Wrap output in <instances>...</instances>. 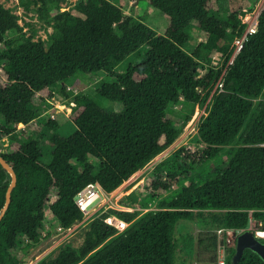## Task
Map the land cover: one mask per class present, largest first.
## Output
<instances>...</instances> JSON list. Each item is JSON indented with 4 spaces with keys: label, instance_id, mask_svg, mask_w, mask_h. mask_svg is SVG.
Instances as JSON below:
<instances>
[{
    "label": "trees",
    "instance_id": "16d2710c",
    "mask_svg": "<svg viewBox=\"0 0 264 264\" xmlns=\"http://www.w3.org/2000/svg\"><path fill=\"white\" fill-rule=\"evenodd\" d=\"M41 1L46 5L49 0ZM147 1L168 19L163 34L113 0H79L70 10L55 7L54 31L47 41L27 36L18 16L0 3V144L10 141L0 156L17 174L0 220V264H26L23 255L12 251L25 252L38 243L47 223L70 227L82 221L76 197L86 186L99 183L113 192L171 146L181 133V118L170 107L180 102L197 106L210 99L196 136L204 145L198 164L222 151L227 161L206 173L177 151L166 180L161 165L142 188L143 206L157 199L156 209L101 211L89 223L82 245H64L56 257L36 264H176L179 222L206 213L218 229H246L255 219L264 231V11L256 33L227 69L223 90L213 93L222 69L211 65L212 57L227 65L235 38L244 32L239 15L257 0H230L229 7L226 0ZM192 22L206 41L189 52L186 30ZM132 54L139 61L117 73ZM101 71L112 79L102 82L97 95L122 103L120 112L67 90L76 76ZM60 95L67 99L76 129L69 136H54L46 157L38 138L26 136V128L18 125L31 126L41 115V104ZM49 120L48 128H59L55 119ZM11 183L0 162V214ZM174 183L178 189L162 197ZM112 216L129 223L124 232L107 223ZM200 243L214 251L218 237ZM235 251L229 249L227 264ZM238 264L264 260L246 249Z\"/></svg>",
    "mask_w": 264,
    "mask_h": 264
},
{
    "label": "rangeland",
    "instance_id": "374dc122",
    "mask_svg": "<svg viewBox=\"0 0 264 264\" xmlns=\"http://www.w3.org/2000/svg\"><path fill=\"white\" fill-rule=\"evenodd\" d=\"M79 0H49L47 4H43L41 0H0V3L8 9H11L19 18V24L23 26L24 32L28 35H34L36 39H43L47 41L50 34L54 31V11L55 7L59 6L60 11L70 10ZM120 5L128 15H131L137 19L144 20L148 25L157 30L159 33H164L169 26L168 19L162 12L153 8L147 0H113ZM228 7L231 6L230 0H226L225 3ZM186 33L188 35V42L185 49L189 52H193L197 44L206 40L198 30L197 23L192 22L187 28ZM14 36V35H13ZM141 55L145 54V48L140 51ZM222 60V59H220ZM136 54L130 55L124 60L120 66L116 69L117 73H122L126 70L127 66L132 63H137ZM112 79L107 72L101 71L94 75L85 76L78 75L73 82L69 83L70 86L67 90L73 94L77 92L82 95L91 97L98 105L107 111L123 110L122 103L113 102L106 98L97 95V89L100 87L104 80ZM59 91V88H55ZM60 98H47V102L41 105L40 117L32 122L31 126L26 127L24 130L26 136H35L38 138L45 156L48 157L53 149L52 138L56 135L69 136L76 127L72 121L68 118L66 102L67 99ZM51 99L52 101H49ZM209 99L204 105H191L189 103L180 102L175 105H171L172 115L178 114L181 120H178L177 127L181 129V133L176 141L169 146L164 152L154 158L147 166L136 172L130 179L125 181L114 193L115 195H105L98 204L99 210L96 215L101 211H108L116 209L120 211H139L145 213L149 210L156 209L157 199L149 202L146 206H143L146 198L145 193L142 192V188L146 185V178L152 173L158 166L162 165V180H166L167 171L170 167H175L174 160H170L171 155L177 151H181V156L186 157L189 165L202 172H214L215 169L227 161L228 157L225 151H222L215 158L206 160L203 164L201 157H204L203 147L204 145L197 141L199 121L206 114V108L208 106ZM53 115L58 123V129L48 128L47 123L52 119ZM0 122L2 118L0 117ZM22 127L19 126V128ZM19 136L21 130L18 131ZM10 141L7 139L0 144V149L6 151ZM50 157L46 159L49 161ZM170 160V161H169ZM169 161L167 164H164ZM164 164V165H163ZM176 171L181 172V168L176 165ZM181 182L185 179L181 177ZM178 189V183H174L169 190H164L162 197L172 195L174 191ZM150 192V190L148 191ZM95 213V212H93ZM92 213V214H93ZM95 215V216H96ZM94 216V217H95ZM92 221V220H91ZM79 227L75 233L71 236L62 234L55 231V226L51 225L46 236L41 234L40 241L30 245L25 252L23 249L18 248L12 251V254L23 255V261L26 264H36L38 261L45 257H56L61 247L67 244H71L74 247L82 245L85 232L89 227V223ZM124 227V225L122 226ZM261 223L255 219H252L248 228L244 230H251L258 232L260 230ZM218 227L212 221L208 213L203 218H196L192 221H180L176 231V239L178 244L177 263L176 264H203L213 262L212 257H216V249L214 251L207 245L200 243L201 239H205L212 235H217ZM260 239L264 236H259ZM210 249V250H209Z\"/></svg>",
    "mask_w": 264,
    "mask_h": 264
},
{
    "label": "built area",
    "instance_id": "2783aa9c",
    "mask_svg": "<svg viewBox=\"0 0 264 264\" xmlns=\"http://www.w3.org/2000/svg\"><path fill=\"white\" fill-rule=\"evenodd\" d=\"M263 11H264V0H257L252 8L245 7L242 9V12L240 13L239 17L241 19V23L244 26V32L242 35L237 36L235 38L234 53L225 67L223 66V60L218 59L216 56L212 57L211 65L215 68L222 69V74L215 84L213 93H215L217 90L219 91L223 90L224 80H225L224 76L226 74L227 69L231 65H233L237 54L243 49L245 42L248 40V37L256 33L259 25V18ZM49 101L52 100L50 99ZM52 119H55L54 115ZM21 125L22 127L19 128V126ZM25 126L26 125L24 123H20L18 125V128L25 129L26 128ZM105 195L113 196L115 195V193L114 191L110 193L106 192L99 183L86 186L83 190L80 191V193L76 197V203L84 213L83 220L77 221L70 227H64L61 224H57L54 230L62 234H66L67 236L73 235V233H75L79 227L85 225L87 222L92 220L95 214L100 210V206L98 203L102 201ZM98 206H99V210H97ZM107 223L114 226L117 229L118 233L124 232L125 229L129 226V223L125 222L124 220L116 216H112L108 218ZM123 225L124 227H122ZM50 228L51 225L47 223L45 229L42 232L44 236L47 235L48 230ZM243 231L244 229L219 228L217 230L218 244L216 249L215 260L213 262L203 263V264H227L229 249L236 246L238 237L241 235Z\"/></svg>",
    "mask_w": 264,
    "mask_h": 264
},
{
    "label": "water",
    "instance_id": "95a60500",
    "mask_svg": "<svg viewBox=\"0 0 264 264\" xmlns=\"http://www.w3.org/2000/svg\"><path fill=\"white\" fill-rule=\"evenodd\" d=\"M0 162L9 171V173L12 176V183L7 192V202L3 212L0 214V220H1L6 209L8 208L11 202V195H12L11 192L17 183V174L12 168V166H10L9 163L2 156H0ZM258 231H263V230H258ZM235 249L236 251L232 257V264L239 263L246 249H250L256 252L264 260V242L258 237V232H254L249 229L244 230L241 233V235L238 237Z\"/></svg>",
    "mask_w": 264,
    "mask_h": 264
},
{
    "label": "bare ground",
    "instance_id": "6f19581e",
    "mask_svg": "<svg viewBox=\"0 0 264 264\" xmlns=\"http://www.w3.org/2000/svg\"><path fill=\"white\" fill-rule=\"evenodd\" d=\"M258 235L259 236H264V232L263 231H258Z\"/></svg>",
    "mask_w": 264,
    "mask_h": 264
},
{
    "label": "clouds",
    "instance_id": "9594fccd",
    "mask_svg": "<svg viewBox=\"0 0 264 264\" xmlns=\"http://www.w3.org/2000/svg\"><path fill=\"white\" fill-rule=\"evenodd\" d=\"M96 215V214H95ZM261 230V229H260ZM262 239H264V238H262Z\"/></svg>",
    "mask_w": 264,
    "mask_h": 264
}]
</instances>
